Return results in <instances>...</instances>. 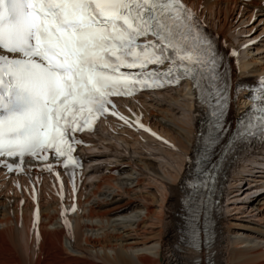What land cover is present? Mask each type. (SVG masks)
Here are the masks:
<instances>
[{
    "label": "snow or ice",
    "instance_id": "1",
    "mask_svg": "<svg viewBox=\"0 0 264 264\" xmlns=\"http://www.w3.org/2000/svg\"><path fill=\"white\" fill-rule=\"evenodd\" d=\"M219 67L183 0H0V158L17 161L3 166L24 170L26 157L49 152L65 167L78 164L76 133L109 105L118 115L111 97L185 78L197 89L207 82L222 129L227 84L220 87ZM260 85L252 99L264 111ZM259 125L264 133V116Z\"/></svg>",
    "mask_w": 264,
    "mask_h": 264
},
{
    "label": "bare ground",
    "instance_id": "2",
    "mask_svg": "<svg viewBox=\"0 0 264 264\" xmlns=\"http://www.w3.org/2000/svg\"><path fill=\"white\" fill-rule=\"evenodd\" d=\"M189 1L202 4L207 11V17L215 22L216 28L232 39L235 37V30L230 31L228 23L232 21L236 10H263L261 0ZM248 55L239 63V80L248 78L250 74L264 75V66L256 64L255 59L247 62ZM183 96L187 98L184 105L186 113L182 114L183 119L178 126L167 115L158 119L155 113L140 110L145 121L173 143L175 140L172 136L179 135L182 140L178 141L180 151L164 146V149L177 155L183 153L181 149L185 153H192L196 147L193 101H190L191 95L187 89H180L174 94H162L166 102H174ZM151 104L150 106L155 107L154 103ZM171 121L174 126L169 124ZM129 135L134 137L129 144L144 147L155 145V148L163 146L145 135ZM118 139L126 143L123 138ZM181 156L169 157L168 162H172L170 166L167 163L153 165L144 161L133 164L125 158L118 161L117 165L101 171V174L92 175L93 178L97 177V181L89 185L87 194L79 197L78 209L72 216L62 209L63 206H70L71 200L67 198L61 202L50 192H46L50 199L37 207L29 202L21 205L17 197L0 193V264H170L169 243L181 246L184 237L176 199L173 198V202L168 199V193L171 196L173 189L179 186L185 162ZM254 161L253 159L252 162ZM119 163H125L129 168L125 170ZM243 165L240 167L242 170L245 169ZM116 169L118 174L114 176L111 173ZM234 172L237 173L236 170ZM43 179L50 182L49 178ZM149 182L151 185L155 184V189L144 192ZM25 185L28 187L27 183ZM41 194L39 190V195ZM249 197H252L251 194L244 196ZM249 208L251 213H255L253 217L256 221L241 217L221 221L226 238L222 234L215 249V264H221L218 256L223 238L226 240V258L221 260L225 264H264V195L256 198ZM36 210L39 225L33 224ZM172 225V232L176 237L170 241L168 235ZM66 251L71 255H67ZM186 252L189 257L186 264H193L192 252Z\"/></svg>",
    "mask_w": 264,
    "mask_h": 264
},
{
    "label": "rangeland",
    "instance_id": "3",
    "mask_svg": "<svg viewBox=\"0 0 264 264\" xmlns=\"http://www.w3.org/2000/svg\"><path fill=\"white\" fill-rule=\"evenodd\" d=\"M230 31H234V30H231L230 29ZM263 50H264V48H263ZM247 56V54L246 53H244L243 54V57H246ZM262 56H264V54L262 55ZM246 61H247V58H246ZM250 61H255L254 59L253 60H250ZM250 61H247V62H250ZM256 63H257V61H255ZM263 66H264V64H263ZM182 98L184 99V97H178L177 99L178 100H176V101H174V102H168V103H164V102H158V104H157V106L155 107V109H157V111L158 112H156V110H155V112L158 114V119H161L160 117H165L166 115H167V118H171L172 119V121L178 126V125H180L181 123H180V121L183 119V117H182V114H185L184 113V104H183V102L181 101L182 100ZM186 102V101H185ZM172 105H177V106H172ZM162 111V112H161ZM162 114H161V113ZM164 112V113H163ZM168 113V114H167ZM165 114V115H164ZM167 120V119H166ZM158 121H160V120H158ZM169 121V120H168ZM170 122L169 124L171 125V126H174L173 124V122ZM172 138H174V140H175V144L180 148L181 146L180 145H178V141H180L181 139L179 138V135H173L172 136ZM170 139V138H169ZM171 140V139H170ZM172 141V140H171ZM182 141V140H181ZM122 144V142H118V141H115V140H112V150H115V151H118V152H121V150H122V146H124V145H121ZM131 146H136V145H134V144H130ZM139 146V145H138ZM126 149H128V147L127 146H124ZM162 150H164V151H162ZM165 147L164 146H157L156 148H154L155 149V151H153V150H148V152L151 154V155H140V154H130V156L135 160V161H132L131 159H129L133 164L134 163H136V161L138 162V161H144V162H147V163H151V164H153V165H158V164H164V163H167L166 165H168V166H170V165H172V162H168L169 160H168V158L169 157H177V156H181V159L182 160H184L185 161V157H184V154L182 153V154H176V153H173V152H171L169 149H164ZM161 150V151H159V150ZM109 150V149H108ZM129 150V149H128ZM157 150V151H156ZM165 150H167V152L165 151ZM182 151L184 150V149H181ZM133 152H135V150H132ZM104 152H107V150H105L104 149V147L102 148V149H99V150H96L95 151V153H100V154H98V156L99 155H101L102 153H104ZM160 152V153H159ZM165 152L167 153V154H165ZM184 152V151H183ZM164 154L166 155V157H164ZM117 156H120L121 158H124L123 156H121V155H117ZM102 159H104V160H101V162L99 161V163H101V169H102V165H104L105 164V162H106V157L105 156H103L102 155V157H101ZM110 159H111V161H113V162H115V161H117L118 160V158H112V157H110ZM122 159H120L119 161H121ZM102 163H104V164H102ZM110 163H112V162H110ZM117 163H118V161H117ZM185 163V162H184ZM250 161H249V163H248V161H247V163H246V161H239V162H237L234 166H233V168H232V170H231V172H230V174H229V178H228V181H227V184H226V186H225V190H224V194H223V200H222V205H223V208H224V214H223V220H231V219H233V218H243V219H246V220H252V221H256L255 219L256 218H254L253 216H255V213L253 214V213H251V211H250V204H253V202L255 201V198H252V197H249V198H244L243 196H240V194H241V192H242V188H241V184L243 183V181L246 179H251V170H250V168H251V166H250ZM242 164H244L243 166H244V170H245V172H244V170H242L243 168H240L241 166H242ZM119 166L121 167V168H123V169H127V168H129V166L128 165H126L125 163H119ZM184 167V166H183ZM167 168V167H166ZM239 168L241 169V170H239ZM107 169H108V167H107ZM237 171V173H238V176H237V173L236 172H234V171ZM105 171V170H104ZM240 171H241V174H240ZM144 174H146V172L144 171L143 172ZM99 173H97L96 175H98ZM100 174H101V172H100ZM233 175V176H232ZM236 175V176H235ZM232 177V178H231ZM97 178V177H96ZM96 178H94V179H96ZM94 181V180H93ZM97 181V180H96ZM178 181V180H177ZM235 181H237V182H235ZM232 182H233V184H232ZM96 183V182H95ZM167 183V182H166ZM231 184H232V186H234L233 188H232V186H231ZM176 185V184H175ZM252 185V184H251ZM147 189V190H146ZM155 189V184L153 185V183H152V185H151V183L149 182V185L147 184V187L145 188V190H144V192H147V191H153ZM262 190V189H261ZM261 195H264V192L263 193H261L259 196H261ZM259 196L257 197V198H259ZM168 199L170 200V202H173V197L172 196H168ZM228 202V203H227ZM166 205H167V203H166ZM171 207H172V204H171ZM231 207V208H230ZM248 207V208H247ZM173 208V207H172ZM174 209V208H173ZM233 210V211H232ZM229 213L228 215H227V212ZM228 218H230V219H228ZM173 225L171 226V228L169 229V240L171 241L172 239H174V237H176V236H174L173 235ZM223 236L226 238V235L225 234H223ZM169 241V242H170ZM226 240L223 238L222 239V241H221V244H220V247L222 248V249H220V254H219V256H218V260L221 262V264H225V262L223 261V260H225V258H226V251H225V247H226V242H225ZM223 242V243H222ZM225 244V245H224ZM178 247H180L178 244H176V243H174V244H172V242H170L169 243V258H171V262H170V264L172 263V264H186V262H187V260H188V255H187V252H185L184 253V255L182 256L180 253H179V251L177 250L178 249ZM224 249V250H223ZM66 254L67 255H71V253H69V251H66ZM171 254V255H170ZM222 256V257H221ZM221 259H223V260H221ZM223 261V262H222Z\"/></svg>",
    "mask_w": 264,
    "mask_h": 264
}]
</instances>
